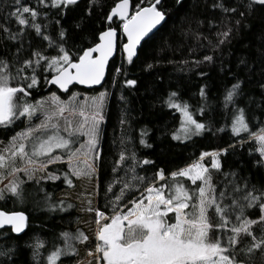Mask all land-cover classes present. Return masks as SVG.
<instances>
[{
  "label": "snow or ice",
  "instance_id": "6c2138e0",
  "mask_svg": "<svg viewBox=\"0 0 264 264\" xmlns=\"http://www.w3.org/2000/svg\"><path fill=\"white\" fill-rule=\"evenodd\" d=\"M172 14L178 22L167 39L161 38L160 51L176 52L189 38L195 41L190 53L205 51L198 59L168 62L191 64L188 71L216 66L232 80L230 86L223 85V126L214 124L207 81L199 88L200 106L195 112L181 99L179 86L166 97L158 96L164 107L182 116L179 128L166 135L187 142L227 131L235 142L204 151L166 175L159 165L143 168L155 161L138 156L123 86L139 91L141 78L129 79L130 67L154 69V63H140L138 50L158 37ZM67 17L73 22L65 26L62 21ZM174 35L179 38L173 45ZM249 35L255 36V44L246 40ZM234 42L247 51L233 63ZM110 62L116 66L106 82ZM197 74L209 76L208 71ZM121 77L120 136L115 158H109L104 130L111 92L105 88L88 96L70 89L105 83L115 88ZM141 87L147 93L159 91L156 80L143 79ZM33 90H48V95L34 99ZM197 114L205 120H197ZM148 136L149 129L141 128L138 142L151 149ZM0 137L4 138L0 139L3 204L64 212L74 205L64 198L54 200L44 184L61 180L71 189L73 178L95 181L88 206L82 209L95 213L88 264H264V177H254L243 160L227 170L222 161L230 149H243L251 142L252 169L264 173V0H195L190 8L185 0L171 4L169 0H113L111 5L107 0H84L83 4L81 0H0ZM160 151L163 154L164 148ZM58 164L66 167L49 171ZM102 170L112 176L103 185L105 210L93 206V198L101 196ZM29 183L37 187L28 190ZM29 227L25 211L0 209V238L15 233L23 239L20 234ZM88 241L77 228L60 231L46 253L42 250L48 242L39 236L25 246L31 249L30 264H83L68 258L78 257V245ZM18 259V247L0 244V264H18Z\"/></svg>",
  "mask_w": 264,
  "mask_h": 264
},
{
  "label": "trees",
  "instance_id": "16d2710c",
  "mask_svg": "<svg viewBox=\"0 0 264 264\" xmlns=\"http://www.w3.org/2000/svg\"><path fill=\"white\" fill-rule=\"evenodd\" d=\"M82 4L84 0H81ZM108 4L111 5L113 0H107ZM195 2V0H185V7L190 8L191 5ZM172 3V0H169V4ZM196 14L200 15L199 10H196ZM206 15H211V12L205 13ZM72 17L65 18L62 23L67 26L72 23ZM174 22H178V17L175 14L171 15V18L164 25L163 30L159 33L158 37L149 42V45L143 49V51L138 50L139 55L141 56L140 63L143 64L145 60L149 63H154L156 66L154 69L149 71H141L140 66L130 67L128 78H137L140 77L141 80H156L158 83L159 91L157 93H147L141 87V80H138L137 88L139 91H135L129 89L126 85L123 86L124 94L128 96L130 103L127 105L128 112L130 113L128 119L131 125V136L133 137L135 147L138 153V156L141 159H151L155 161V165H144L143 168H154L156 165L164 168L165 174L167 175L170 171L175 170L178 167H183L185 164L189 163L191 160L198 157L204 151H213L222 147H226L229 142L234 143L235 138L231 137L230 132H225L223 134H218L213 136L211 134H206L204 137H194L192 140L187 142H178L171 140L170 135H166V133H171L174 129L179 128V124L181 121L180 114L176 112L175 109H168L163 106L162 102H160L157 97H166L168 91L177 90L179 86L180 97L183 101H186L190 105V111L195 112L196 109L200 106V97L198 95L199 88L202 84L207 81L210 85V89L208 90L209 95V103L212 106L213 111L211 115L213 117L214 124L216 126H223L224 120L221 118L223 116L222 112V94L224 91L223 85L227 84L231 85L232 78L229 76L225 78L222 73H219L217 67H204L201 69H194L192 71H188V68L192 67L191 64L185 66L182 63H169V60L173 61H182V59L187 58L189 61L200 58L204 51L203 49L198 50L195 53H190L189 46L195 45V41L189 38L183 48L176 52L172 51H160L161 38L167 39L168 34L173 30ZM55 25H53V35H55ZM202 32L207 33V29H201ZM176 32H179V26L177 23ZM178 35H174L172 37V43L178 39ZM246 40L251 41L253 44L256 43V38L254 35H249L246 37ZM235 47L233 49L232 60L235 62V58L239 56L242 52L247 51L240 47V44L235 43ZM227 55V54H226ZM155 57L156 59H153ZM157 60L160 62L157 63ZM119 61H117V64ZM116 65L110 63L108 68V75L106 82L109 80L112 75L113 68ZM183 67L184 71H178L179 68ZM199 71H208V77H200L197 73ZM121 77L116 81V87L112 88L107 83H105L101 89L94 90H85L81 87L74 86L71 91H79L84 94H97L99 91L108 89L111 92V98L108 102L107 108V120L105 124L104 130V149L105 153L108 154L109 158H115V149L118 146L119 136H120V128L117 123V114H118V103L120 89L122 87ZM250 91H256L254 88H250ZM48 95V90H44L41 92H36L33 90V98L40 99L44 96ZM63 99L67 98V94L62 95ZM207 115V114H206ZM257 115H259V110L257 109ZM197 120L204 121L205 117L197 114L195 116ZM20 127L16 128V131L21 130ZM127 127V126H126ZM141 128L149 129V136L147 137L148 142L153 145L151 149L145 148L139 144V132ZM116 138L117 143L113 144V138ZM0 139H4L0 137ZM7 139H10L8 137ZM5 139V142H7ZM164 148L163 154H161V148ZM253 147L251 142L245 143L243 149L239 146L236 149H230L229 154L225 157H222V161L224 162V168L227 170L229 167L236 168L239 166L240 161L243 160L245 162V169L253 171L254 177H264V173L252 169V157H249L248 150ZM254 156H258V154L254 153ZM204 163H208V158L205 159ZM65 165H53L50 166L49 171L60 168L64 169ZM138 171L143 174V169H138ZM214 171V170H213ZM59 174V173H57ZM117 175H120L119 173ZM112 178L110 172L101 171L100 181H101V196L97 197V208L100 210H105L103 208V185L105 180H110ZM74 179V178H73ZM43 183V182H42ZM75 187L77 185L76 179H74ZM190 184V182H186ZM37 187L34 183H29L25 185V188L28 190H33ZM44 187L47 191L53 194L54 200H60L58 194L62 191L73 190L74 188L69 189L67 185L63 184L61 180L57 181H47L44 184ZM119 188V185L113 189L116 191ZM67 202L72 203L74 207L64 212H56L49 213L47 210L42 208H35L34 205L26 204V205H15L13 206L11 203L3 204L0 202V209L9 208L12 210H23L30 217V227L26 229V232L21 234L20 236L23 239H19L15 233H12L7 238H0V244L4 247L16 246L19 249V259L18 264H30V251L25 244L33 243L34 237L39 236L41 239L46 240L47 246L46 249L42 250L47 252V248L51 247V241L54 236H58L60 231L67 230L71 232H75L77 228L68 229L62 223V219L65 216H69L75 213L77 209V204L70 200ZM107 214V212H106ZM86 235V231L79 227ZM88 236V235H87ZM82 244L78 245V253L79 247ZM77 257H69L68 260L75 261Z\"/></svg>",
  "mask_w": 264,
  "mask_h": 264
},
{
  "label": "rangeland",
  "instance_id": "374dc122",
  "mask_svg": "<svg viewBox=\"0 0 264 264\" xmlns=\"http://www.w3.org/2000/svg\"><path fill=\"white\" fill-rule=\"evenodd\" d=\"M97 94H85V95L92 96V95H97ZM176 112L179 113L178 111H176ZM180 117L182 120L181 114H180ZM5 143H7V142H5ZM2 147H3V145H0V148H2ZM37 175H40V173H37ZM49 181H51V180H49ZM76 182H77L76 188H74L73 190L62 191L61 193L58 194V197L61 199L64 198V199L70 200L72 202H75V204H77V209H76L75 213H73L69 216H65L62 219V223H63V225L68 227V229L69 228L74 229V228L81 227L86 231V233L89 237V241L85 244H82L79 247V255H78L77 259L82 260L83 264H88V260L91 258L88 257L87 252L89 250V246L92 245L93 241L95 240V237H94V232H95V228H96L95 213H88V212L82 211V209L88 206L87 205L88 194L93 191L95 181H93L92 183H89L87 180L76 179ZM4 183H8V181L5 180ZM96 202H97V197H94L93 198V206L97 208Z\"/></svg>",
  "mask_w": 264,
  "mask_h": 264
},
{
  "label": "water",
  "instance_id": "95a60500",
  "mask_svg": "<svg viewBox=\"0 0 264 264\" xmlns=\"http://www.w3.org/2000/svg\"><path fill=\"white\" fill-rule=\"evenodd\" d=\"M111 63V62H110ZM110 65V64H109ZM107 75H108V73H107ZM107 75H106V77H107ZM105 77V81H106V78ZM74 87V86H73ZM77 87H81V88H83V89H85V90H94V89H101V87L102 86H95L94 88H85L84 86H77ZM21 235V234H20Z\"/></svg>",
  "mask_w": 264,
  "mask_h": 264
}]
</instances>
